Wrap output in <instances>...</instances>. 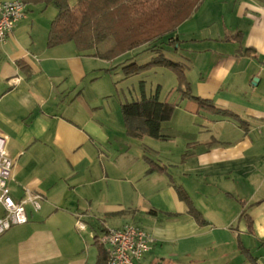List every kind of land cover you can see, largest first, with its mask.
Wrapping results in <instances>:
<instances>
[{"label":"crops","instance_id":"obj_1","mask_svg":"<svg viewBox=\"0 0 264 264\" xmlns=\"http://www.w3.org/2000/svg\"><path fill=\"white\" fill-rule=\"evenodd\" d=\"M25 6L0 43V134L13 160L11 197L29 190L42 199L37 210L25 205L26 223L0 235V264H96L94 235L125 224L152 237L140 264H264V0H202L173 32L212 42L192 58L184 51L188 72L196 53L203 66L191 92L244 126L178 94L162 100L177 104L162 123L164 140L127 135L118 84L102 73L116 65L132 75L134 49L105 60L73 42L47 47L56 9ZM211 8L221 25L201 37ZM145 157L165 170L147 172ZM176 185L205 223L187 212Z\"/></svg>","mask_w":264,"mask_h":264},{"label":"trees","instance_id":"obj_2","mask_svg":"<svg viewBox=\"0 0 264 264\" xmlns=\"http://www.w3.org/2000/svg\"><path fill=\"white\" fill-rule=\"evenodd\" d=\"M25 5L44 3L52 5L56 14L50 22L47 34V47L73 42L79 52L92 51L91 55L112 60L135 48L146 46L150 49L151 41L168 32H174L178 25L196 11L202 0H75L70 5L68 0H20ZM113 37V44L105 51H98L97 46ZM177 37L168 38V43L177 45ZM178 48V45L176 46ZM250 52L244 49L243 53ZM158 63L175 73L178 81L177 91L180 99H195L200 109L236 120L244 126L237 114L221 109L209 100L194 96L185 75V65L170 62L162 53L153 56L148 62L137 65L132 73H138ZM182 87H185L183 90ZM158 87L150 95L144 93L137 100L120 102V112L127 135L134 138L149 136L164 140L162 123L171 119L176 103L159 99ZM186 154H183L185 158ZM149 165L147 172L164 171L152 159L145 157ZM178 197L186 204L187 212L199 223H205L201 213L193 205L188 193L180 186H175ZM246 220L248 217L244 214ZM96 244H98L95 241ZM96 264H105L106 253L98 244Z\"/></svg>","mask_w":264,"mask_h":264},{"label":"built area","instance_id":"obj_3","mask_svg":"<svg viewBox=\"0 0 264 264\" xmlns=\"http://www.w3.org/2000/svg\"><path fill=\"white\" fill-rule=\"evenodd\" d=\"M25 12L26 6L20 0H0V43L13 31ZM6 143V137L0 134V235L15 225L26 223L28 216L25 205L29 203L37 210L42 199L41 194L29 190L18 201L11 197L7 182L12 176L13 160ZM76 226L83 229L85 223L78 218ZM94 239L106 253L105 264H140L152 242L151 235L135 224L106 227L94 235Z\"/></svg>","mask_w":264,"mask_h":264},{"label":"rangeland","instance_id":"obj_4","mask_svg":"<svg viewBox=\"0 0 264 264\" xmlns=\"http://www.w3.org/2000/svg\"><path fill=\"white\" fill-rule=\"evenodd\" d=\"M221 16L222 15L220 9L215 8L210 10V13L208 15H205L204 21L200 23V27L198 30L200 33H198L197 35H201L202 37V35L207 32L208 36H212V34H214V32L218 30L221 25ZM174 36L175 33L168 32L156 38L154 41H151V44L149 45L150 49H146V46L135 48V52L133 54H135L138 63H146L158 53H162L170 62L183 63L182 59H185L184 51L186 48H189L191 50L189 54L191 58L194 54L193 51L195 52L197 50H202L205 47H209L211 49L213 48L212 42L206 44L204 43L201 45H197L194 42L190 44L188 41H186L187 37L182 33L179 35L178 41H176V44L179 46V48H177V45H172L168 43V38ZM112 44L113 37L110 36L97 46V50L100 52L105 51ZM198 61L196 53L195 59L193 60L194 67L191 66V69H194L188 72L185 66V70H187L185 72V75L190 87H192L191 84H193L194 80L198 77L199 72H201L203 68L202 65L197 66ZM115 66H113L110 71L103 70L102 73L104 75H108L110 79L112 78V84H118L116 91L118 95V97H116V104L118 103L117 100H119L121 103L137 100L141 97L142 93L146 95L153 94L157 87L159 91L158 95L160 100L167 98V100L169 99L170 101H174L177 95L179 94L176 89L178 81L175 73H173L170 69L164 67L162 63H158L153 67H149L146 70L139 71L138 73H133L129 76H125L122 73V70ZM182 88L183 90L185 89V87Z\"/></svg>","mask_w":264,"mask_h":264}]
</instances>
